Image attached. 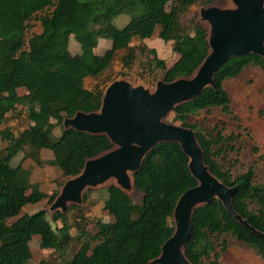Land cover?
<instances>
[{
  "label": "trees",
  "instance_id": "trees-1",
  "mask_svg": "<svg viewBox=\"0 0 264 264\" xmlns=\"http://www.w3.org/2000/svg\"><path fill=\"white\" fill-rule=\"evenodd\" d=\"M215 0H174L168 12L165 0H0V126L8 113L23 111L29 125L17 136L0 131L6 146L0 152V264H28L29 243L40 238L42 249L61 253L73 236L68 213L44 210L22 214L27 205L58 194L42 192L30 183V170L16 159L22 155L38 166H55L65 178L78 175L87 159L110 149L105 136H92L74 130H61L53 137L65 117L76 112H93L100 107L103 89L84 86L86 78L99 79L110 70L120 51L123 68L130 69L140 53H150L147 62L151 72L160 71L161 79L171 82L191 76L208 54L207 30L196 22V15L185 16L194 6L213 4ZM128 16L122 27L113 21ZM38 19L41 32L26 37L30 22ZM108 33L109 47L96 54L101 32ZM157 32L163 42H172L178 59L169 68L156 51L145 46H131L134 39L151 38ZM80 41V52L71 54L69 38ZM257 66L264 72V59L257 55L231 58L214 75V88L205 89L194 100L177 106L170 113L171 122L195 131L204 153L205 164L219 181L237 187L233 196L235 211L263 235L240 225L219 201L197 208L192 216V234L184 253L192 264H219L217 246L225 252L230 238L237 240L264 260V185L255 182L252 168L233 176L216 159L219 144L231 145L234 135L215 137L202 132L192 117L202 110L220 108L230 115V99L224 83L237 77L245 68ZM24 90V94H18ZM48 109H52L49 112ZM48 141V144H46ZM48 147L53 155L42 160L40 151ZM219 150H221L219 148ZM188 159L179 145L159 144L144 158L140 170L133 175L134 188L141 197L134 201L114 186L103 191V209L114 216L110 223L96 222L97 232L91 240H81L80 247L68 261L56 264H147L156 258L163 243L174 231L170 223L179 196L194 187L196 181L188 169ZM61 186V184H60ZM86 190L84 201L89 194ZM71 210H80L70 206ZM75 221L77 239L85 233ZM15 219L8 224V220ZM110 231L111 235L106 233ZM38 264H55L41 261Z\"/></svg>",
  "mask_w": 264,
  "mask_h": 264
},
{
  "label": "water",
  "instance_id": "water-1",
  "mask_svg": "<svg viewBox=\"0 0 264 264\" xmlns=\"http://www.w3.org/2000/svg\"><path fill=\"white\" fill-rule=\"evenodd\" d=\"M229 2L225 8L213 4L200 8L199 19L206 26L202 25L207 30L209 51L191 76L171 82L158 80L152 91L125 79L115 80L103 91L97 111H78L63 119V130L105 136L112 147L87 159L78 175L67 178L49 207L52 214H66L70 206L82 205L86 190L109 183L107 188L114 186L129 196L135 189L133 175L146 155L159 144L174 143L187 157L196 185L179 196L172 213L173 234L147 264H192L184 247L192 234L193 213L214 201H219L240 225L263 235L235 211L233 196L237 187L223 184L211 173L195 131L167 122L175 107L214 88L215 73L231 58L252 54L264 59V0Z\"/></svg>",
  "mask_w": 264,
  "mask_h": 264
},
{
  "label": "rangeland",
  "instance_id": "rangeland-1",
  "mask_svg": "<svg viewBox=\"0 0 264 264\" xmlns=\"http://www.w3.org/2000/svg\"><path fill=\"white\" fill-rule=\"evenodd\" d=\"M173 1L165 0L163 7L165 12L170 10ZM213 5L225 8L230 6V2L229 0H215ZM203 6H192L188 10L185 19L188 20L193 15H196V22L203 25L199 19V10ZM128 18V16L121 15L115 18L113 23L117 27H122L128 21ZM40 32L41 27L38 19H33L30 22L26 37L28 38L31 34H39ZM157 32L149 39H134L131 46L135 48L145 46L147 49L155 50L157 57L163 60L166 67L169 68L179 56L173 52L172 42H163L158 38ZM109 45L108 33L102 31L95 53L104 54ZM69 51L71 54L80 52V41L75 36H70L69 38ZM124 54V51H120L110 70L106 71L99 79L86 78L84 81L85 88L93 89L94 86H99L104 91L111 82L125 79L135 86L141 85L151 91L154 90L156 82L161 80L162 73L158 70L151 72V68L146 64L152 61L153 56L150 53L137 51V57L132 68L127 69L123 68L120 60ZM224 88L230 99V115H226L220 108L214 107L208 111H198L192 117V123L199 125L202 128V132L212 137H215L217 133L222 136L234 135L235 140L231 145L219 144L218 148H215L216 159L233 176L242 174L252 168L255 182L264 185V72L257 66L247 67L237 77L226 81ZM18 94H24V90H19ZM48 110L52 112V109ZM171 120L172 118L168 116L167 122L172 123ZM28 125L29 122L24 112L19 110L18 113L5 115V121L0 126V131L7 129L14 136H17ZM63 129L62 124L60 127L55 128L52 134L53 137L59 136L60 131ZM46 144H48V141H46ZM5 146L6 140H3L0 136V152ZM42 150V160L46 161L53 158L52 152L47 146ZM16 162H22L25 168H29L30 183L38 185L39 189L47 195H52L56 190L59 191L60 184L62 185L67 180L55 166H38L30 159H24L22 155L18 156ZM111 184L109 183L108 185ZM108 185L98 189H90V191L95 193L89 194V199L86 202L83 201L82 205L74 206L80 210H71L69 212L68 209L69 224L72 227L64 233L74 238L66 250L56 253L52 250L42 249L40 238L33 236L29 243L31 259L28 264H38L41 261H49L56 264L61 261H68L80 247L81 240H91L92 236L96 234L98 230L97 221L102 223L113 222L114 216L103 209V201L106 198V193L103 190L107 189ZM129 197L134 201H138L141 195L133 189L129 193ZM51 203L44 199L36 205H27L23 208L22 214H31L44 209L48 216H51L52 212L49 211ZM80 217L84 219L80 224L84 228L85 233L79 240L77 239L79 233L77 234L75 221L80 220ZM14 221L15 219L8 220V224ZM170 223L174 227L173 218L170 219ZM111 233L108 231L106 234L111 235ZM214 249L210 255L214 258L218 254L219 264H264V260L261 257L232 238L229 239L225 252H219L220 249L215 245Z\"/></svg>",
  "mask_w": 264,
  "mask_h": 264
},
{
  "label": "crops",
  "instance_id": "crops-1",
  "mask_svg": "<svg viewBox=\"0 0 264 264\" xmlns=\"http://www.w3.org/2000/svg\"><path fill=\"white\" fill-rule=\"evenodd\" d=\"M42 151H43V150L40 151V157H41V159H42V154H43ZM23 167H24V166H23ZM24 168H25V167H24Z\"/></svg>",
  "mask_w": 264,
  "mask_h": 264
}]
</instances>
